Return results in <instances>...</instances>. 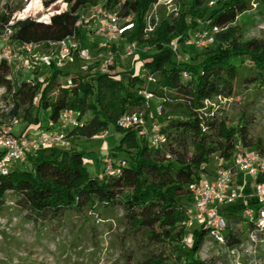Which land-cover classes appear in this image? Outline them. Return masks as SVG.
Segmentation results:
<instances>
[{
    "label": "trees",
    "instance_id": "1",
    "mask_svg": "<svg viewBox=\"0 0 264 264\" xmlns=\"http://www.w3.org/2000/svg\"><path fill=\"white\" fill-rule=\"evenodd\" d=\"M55 1L44 0L43 5L48 8ZM65 1L66 10L44 20L33 17L13 20V11L0 14V35L10 28L12 44L19 48L26 43L43 45L48 52L53 50V44L71 36L84 46L83 29L88 33L92 29L82 27L81 15L87 7L101 2L107 10L119 8L121 23H134V28L124 34L125 38L119 39V44L122 41L124 45L123 40L137 42L144 70L153 80L120 70L121 66L127 68V64L119 58L112 73L101 69L93 72L100 68L99 56L97 62L84 61L88 68L83 74L65 70L52 61L44 79L34 76L16 83L12 66L1 61L0 89L14 103L11 116L20 118L26 124L25 130L41 124L43 110L54 124L64 109H73L82 120L85 116L86 119L83 126L69 130L66 139H92L109 127L121 133V137L102 158V176L90 171L85 153L73 145L27 154V161L16 163L7 174L0 173V206L9 193H14L34 217L53 220L58 225L70 212L83 215L99 207L106 211L119 206L126 223L124 232L160 247L158 253L140 264H213L200 255L210 230L204 225L187 227L194 202L192 185L208 174L206 165L212 155L218 154L229 161L236 155L239 144L264 154L262 142L250 134L251 118L243 116L232 125L207 104L217 97H234L243 85L264 86V40H244L240 30L232 26L251 9L254 0H183L180 17L173 22L163 21L149 39L144 36L145 15L160 0ZM199 20L203 21V32L214 28L219 31L214 33L213 44L208 47L186 43L183 50L195 54L192 59L197 62H180L178 47L175 51L168 44L175 35L200 29ZM116 43L118 40L112 42L113 50L121 51L115 47ZM141 43H148L156 51L141 48ZM97 46L99 39L89 47L93 50ZM77 60L81 59L76 58L73 63ZM62 76H71L70 86L60 87L51 94ZM144 89L159 99L157 107L161 108V114L157 113V107L155 114H150L149 101L142 95ZM145 108V120L149 125L150 117L152 122L157 121L159 133L164 136L156 144L143 130L123 129L118 124L124 113ZM56 149L61 151L57 153ZM43 151H49V156L42 154ZM106 157L118 172H109ZM258 180L264 181V177ZM240 210V203L220 209L228 220L225 249L242 242L232 229L234 220L242 218ZM189 234L191 243L187 249Z\"/></svg>",
    "mask_w": 264,
    "mask_h": 264
},
{
    "label": "rangeland",
    "instance_id": "2",
    "mask_svg": "<svg viewBox=\"0 0 264 264\" xmlns=\"http://www.w3.org/2000/svg\"><path fill=\"white\" fill-rule=\"evenodd\" d=\"M44 0H0V14L13 11L12 19H24L33 17L38 20L47 19L52 14L66 10L68 4L65 0H56L50 7H44ZM183 0H160L153 4L145 15L146 28L144 36L149 39L157 31L163 21L173 22L180 17L183 11ZM251 9L243 13L232 26L237 27L244 40L259 38L264 40V0H254ZM102 6V3L89 6L83 11V15L91 17L93 9ZM108 11L117 13L119 8ZM200 29L196 28L187 33V35H175L168 46L177 45L179 49L180 62H197L193 60L195 54L185 52L183 46H187L184 38L198 39L203 33L202 20H199ZM152 26V30L147 29ZM84 25H82L83 27ZM92 32V31H91ZM218 32V31H217ZM215 32V33H217ZM84 46H90L95 42V36H89L87 30L83 29ZM213 41L215 34L211 33ZM78 40V39H77ZM115 47L122 51L127 45L123 40ZM183 41V42H182ZM213 41L207 46L213 44ZM6 41L0 37V45ZM122 44V45H121ZM141 48L152 49L155 47L148 43L139 44ZM119 46V47H117ZM189 46V45H188ZM105 46H97L92 50V55L96 62L100 60V55L105 52ZM201 48V47H199ZM113 50V47H112ZM38 55L48 52L43 45L37 47ZM126 66L119 67L120 70H129L133 75H139L145 78L147 71L144 70V61L137 56L124 61ZM65 70L76 73H86L87 64L84 61L77 60L75 63H68L63 66ZM38 70L28 71L24 68L14 70L12 77L16 83L22 79H32L34 76L44 79L49 68L45 66L37 68ZM100 71L96 67L93 72ZM185 78H187L185 76ZM71 76H62L58 79V85L51 94L57 93L60 87L70 86ZM146 87V84L143 88ZM160 104L156 96L148 102L151 108L150 114L154 115L156 107ZM213 111L221 118L227 120L230 124L235 125L241 117L251 118L252 125L250 134L254 140L261 141L264 146V86L243 85L240 86L234 97L224 98L217 97L207 102ZM14 103L5 96L0 89V126L8 123L11 118V109ZM146 119V108L139 109ZM88 116V115H87ZM41 124L31 125L30 131L36 133L48 127H60L63 125L60 121L52 124L48 112L44 110L40 114ZM20 119V118H19ZM86 119V116H85ZM83 118V120H85ZM152 124V117L149 118ZM135 130L143 128L134 126ZM27 129L26 124L20 119V124L15 128V133H23ZM72 128H66L68 132ZM27 131V130H25ZM147 137V134H144ZM121 133L116 132L112 127L104 130L98 136L92 139L74 137V140L67 138L59 147L65 148L74 146L85 153V161L90 171L102 176L101 170L102 158L108 155L109 149H112L114 143L118 142ZM241 149L244 146L239 144ZM248 151L252 148H247ZM61 149H56L59 153ZM42 154L49 156V151H43ZM115 165V164H113ZM220 165H231L225 159H221L218 154L212 155L207 163L208 174H203L201 179H210L217 172ZM20 168H23L22 164ZM15 167L13 165L12 169ZM241 177H236L235 181L240 182ZM250 181V178H247ZM192 206V205H191ZM196 209L190 208L191 215H194ZM242 210L239 214L242 215ZM125 220L122 208L119 206L104 211L101 207L94 211H87L83 215L70 212L63 218V222L58 225L53 220L42 221L39 217H34L28 209L20 202V198L9 193L5 203L0 206V264H140L145 258L158 253L160 247L147 242L143 237H130L124 232ZM232 229L239 234L240 239L245 244L248 242V225L243 223L242 219H235L232 223ZM190 233L194 231L189 230ZM207 243L208 256H202V259L209 260L213 264H264V245H257L252 252L243 251L239 258L229 253L224 246L218 245L213 239H208ZM212 240V241H211ZM191 243V235L187 238V249Z\"/></svg>",
    "mask_w": 264,
    "mask_h": 264
},
{
    "label": "built area",
    "instance_id": "3",
    "mask_svg": "<svg viewBox=\"0 0 264 264\" xmlns=\"http://www.w3.org/2000/svg\"><path fill=\"white\" fill-rule=\"evenodd\" d=\"M81 23L87 29H92V32L88 33L89 36L94 35L95 40L99 39V45L106 47V51L100 55L101 71L112 73V67L116 64L117 58L126 60L139 57V47L136 41L127 43L122 51L112 50V42L124 39V34L134 28L132 22L121 23L118 12L112 13L100 6L93 9L91 17H86L82 13ZM147 29L152 30L153 28L149 25ZM217 31L219 28H214L211 32L204 31L198 39H188L186 43L198 47L207 46L213 41L211 33L214 34ZM12 33L10 28H6L0 35L6 41L5 44L0 45V62L5 61L11 65L13 71L20 68L34 71L39 66L49 68L52 61H55L59 67H63L68 63H73L76 58L86 62L94 60L92 49L82 46L75 36L53 44L54 48L50 53L38 55L35 51L40 45L26 43L19 48L10 42ZM172 48L176 51L177 45H173ZM146 78L148 81L153 80V76L148 73ZM142 95L147 101L152 98L151 92L147 89L142 91ZM157 113L161 114L160 107H157ZM58 121L63 125L52 126L30 135L15 133V128L20 124L17 116H11L8 123L2 124L0 126V173L7 174L13 165L24 160L29 153L61 145L66 140V128L84 125L79 112L73 109H64ZM118 124L123 129L134 126L143 128V132L150 135L153 144L164 140V136L159 133L157 121L149 125L138 111L124 113L118 119ZM104 161L111 174L118 172V168L113 165L109 157H106ZM228 162L231 165H220L212 178L201 179L192 185L193 207L196 212L194 215L189 213L187 227L206 226L210 230L208 239H213L218 245L223 246L226 241L225 232L228 228V220L220 209L240 203L243 212L241 219L248 225L249 243L241 242L238 246L228 249L232 256L239 258L241 252H252L257 245H264V181L258 180L260 176L264 177V154L254 149L250 151L246 148L241 149L238 146L236 155ZM241 175L240 182H236L235 178ZM208 239L201 250L202 256H208L207 243L210 242Z\"/></svg>",
    "mask_w": 264,
    "mask_h": 264
},
{
    "label": "crops",
    "instance_id": "4",
    "mask_svg": "<svg viewBox=\"0 0 264 264\" xmlns=\"http://www.w3.org/2000/svg\"><path fill=\"white\" fill-rule=\"evenodd\" d=\"M21 134H22V132H21ZM24 134H29L30 135V134H33V133L30 130H27V132H25ZM70 140H74V137L70 138ZM31 155L34 156V154H31ZM24 161H27V158ZM210 178H212V176Z\"/></svg>",
    "mask_w": 264,
    "mask_h": 264
}]
</instances>
